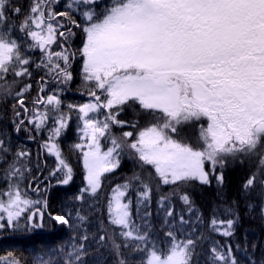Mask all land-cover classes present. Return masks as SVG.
<instances>
[{"label":"snow or ice","instance_id":"snow-or-ice-1","mask_svg":"<svg viewBox=\"0 0 264 264\" xmlns=\"http://www.w3.org/2000/svg\"><path fill=\"white\" fill-rule=\"evenodd\" d=\"M72 3L86 6L81 13L82 31L86 36L81 49L83 78L105 94L101 101L96 91H90L95 103L78 108L83 116L80 131L87 144L73 147L83 155L91 193L95 194L100 188L103 173L110 172L118 164L114 153L124 145L112 138V146L101 152L100 138L105 136L110 125L125 123L117 120L119 112L112 110L129 101L138 102L144 110H158L162 114V123H153L140 131L138 138L127 147L135 151L143 164L153 166L165 185L191 179L207 183L205 162L214 170L226 156L256 151L264 140V0H114L112 6L100 14L95 11L97 0H72ZM49 4L50 0H33L21 30L31 37L30 47L44 53L37 67L47 69L52 79L60 77L67 82L72 78L70 57L75 54L63 47L60 51L51 50L57 32L51 21L56 15L66 16L67 13L52 12ZM19 12V8L10 6L9 0H0V79L9 72L15 77L31 75L27 67L30 59L21 53L20 44L11 35L8 16ZM70 23L76 24L72 20ZM33 28L35 30H31ZM60 36L64 37V33L60 32ZM30 87L26 85L16 93L21 97L18 101L21 106L23 92ZM34 103L47 106L43 112L37 109L30 122L39 129L52 120L49 141L44 147L67 170L68 178L63 181L67 184L72 170L60 158L59 145L53 141L67 127L70 117L61 112L62 102L56 92ZM75 107L69 105V108ZM101 109L108 110L103 120L89 118L90 113H99ZM201 117L208 120L207 127L200 129L202 148L173 138L178 126ZM123 136L130 138L133 133L125 132ZM3 144L0 140V147ZM16 155L19 158L27 153L20 151ZM259 163L264 167V158ZM20 174L21 169L14 164L6 172V176ZM253 184L254 178L250 177L245 187ZM143 187L141 195L147 200L152 189L147 184ZM119 188L117 186L109 205L111 223L126 229L122 233L124 237L145 241L147 236L139 234L132 220L130 202H122L125 193ZM4 195L7 199L0 196V213L6 214L10 226L30 205L39 203L22 198L18 185H10ZM181 199L189 202L187 195ZM37 215L42 218L43 212L37 210L29 219ZM4 219L5 216L0 215V221ZM54 219L68 223L65 216L58 215ZM216 223L212 221L213 225ZM232 223L227 221L225 235H232ZM3 227L4 223H0V228ZM167 235L171 240L168 251L162 253L153 247L146 264H191L194 242L190 239L177 241L171 232ZM211 253L217 262L228 264L231 260V264H235L230 255L215 248Z\"/></svg>","mask_w":264,"mask_h":264},{"label":"trees","instance_id":"trees-1","mask_svg":"<svg viewBox=\"0 0 264 264\" xmlns=\"http://www.w3.org/2000/svg\"><path fill=\"white\" fill-rule=\"evenodd\" d=\"M9 3L20 9L19 14L10 13L8 19L12 38L20 44L21 53L30 59L27 67L31 75L15 77L9 72L0 79V140L4 141L0 147V196L6 200L4 194L9 186L18 185L22 198L39 203L30 205L11 226L6 222V214L0 213L5 216L0 221L4 223L0 228V264H121V261L124 264H146L153 247L162 253L168 251L171 246L169 232L177 241L190 239L194 242L191 264H224L214 259L213 248L230 255L235 264H264V167L259 163L264 158V140L254 153L226 156L214 170L205 162L207 183L191 179L165 185L157 177L154 167L143 164L135 151L127 147L138 138L140 131L153 123H162V114L158 110H144L138 102L129 101L112 110L113 113L119 112L116 119L125 123L110 125L105 136L100 138L101 152L112 146V138L124 145L114 153L118 164L110 172L103 173L100 188L95 194L91 193L83 155L73 147L79 143L87 144L80 131L83 116L78 111L79 106L95 103L90 91H96L101 101L105 98L104 93L95 89L93 82H86L83 78L81 49L86 36L82 31L81 13L86 6L73 4L72 0H50L52 12L67 13L66 16L56 15L51 21L57 28L56 43L51 45V50L60 51L63 47L75 54L69 61L72 78L65 82L60 77L52 79L43 66L37 67L44 53L30 47L31 37L21 30L33 0H9ZM113 3L114 0H97L95 11L100 14ZM69 4H72L71 8ZM26 85L31 87L23 92L21 106L18 102L21 97L16 93ZM53 92L62 102L61 112L70 117L67 127L53 141L59 145L60 158L72 170L67 184L63 183L68 178L67 170L44 147L49 141L52 120L39 129L30 122L37 109L43 112L47 107L34 102ZM69 105L76 107L69 108ZM107 112V109H101L99 113H90L89 118L103 120ZM207 124L206 117L181 124L177 134H172L173 138L194 148H202L200 129L202 126L206 128ZM125 132H132L133 136L125 138ZM87 150L85 147L84 151ZM20 151L27 155L18 158L16 154ZM13 164L21 169V174L6 176ZM220 176L222 181L218 180ZM250 177L254 178V184L246 188ZM144 184L152 189L147 200L141 195ZM117 186L125 193L123 202H130L132 220L139 234L147 236L145 241L124 237L119 231L126 229L111 223L109 205ZM81 195L83 199L79 198ZM184 195L188 196V203L181 199ZM37 210L43 212L42 218L37 215L29 219ZM58 215L65 216L68 223L56 221L54 217ZM213 220L217 222L215 225ZM229 220L233 222L230 236L224 234ZM221 221L224 225L220 224ZM111 236L116 238V246Z\"/></svg>","mask_w":264,"mask_h":264},{"label":"rangeland","instance_id":"rangeland-1","mask_svg":"<svg viewBox=\"0 0 264 264\" xmlns=\"http://www.w3.org/2000/svg\"><path fill=\"white\" fill-rule=\"evenodd\" d=\"M101 146V145H100ZM101 149H102V147H101ZM105 151H107V150H105ZM104 151V152H105ZM103 152V151H102ZM114 157H115V155H114ZM115 160H116V158H115ZM86 179H87V169H86ZM119 190L120 191H122V189L121 188H119ZM116 194V191L114 192V194H113V196ZM122 202H123V197H122ZM124 203V202H123ZM126 204V203H125ZM109 219H110V217H109ZM111 220V219H110ZM119 227H121V226H119ZM120 232V234L122 235V233L124 232V231H119ZM115 233H116V231H115ZM112 238H113V245L114 246H116L117 245V243H116V238L114 237V236H111Z\"/></svg>","mask_w":264,"mask_h":264}]
</instances>
